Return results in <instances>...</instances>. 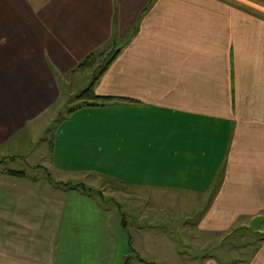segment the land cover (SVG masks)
Listing matches in <instances>:
<instances>
[{
    "label": "crops",
    "instance_id": "obj_1",
    "mask_svg": "<svg viewBox=\"0 0 264 264\" xmlns=\"http://www.w3.org/2000/svg\"><path fill=\"white\" fill-rule=\"evenodd\" d=\"M117 50L93 86L105 100L49 115L64 75ZM119 105L126 117L104 115ZM42 115L58 124L48 165L99 186L107 175L118 210L174 203L194 222L130 232L122 216L133 255L120 264L142 255L148 264H215L181 250L264 218V0H0V153L18 134L38 132ZM1 186L0 240L17 263L111 264L107 213L93 193L68 189L55 205ZM190 191L207 194L206 211L184 206ZM243 264H264V237Z\"/></svg>",
    "mask_w": 264,
    "mask_h": 264
},
{
    "label": "rangeland",
    "instance_id": "obj_2",
    "mask_svg": "<svg viewBox=\"0 0 264 264\" xmlns=\"http://www.w3.org/2000/svg\"><path fill=\"white\" fill-rule=\"evenodd\" d=\"M108 55L109 58H105V60H100L99 62L97 58L96 63L98 62L99 64L88 69L85 74L78 73V68L75 73L64 75L61 78L62 86L60 85V92L62 97H60V102L54 108H50L48 111L49 115H52L53 110L55 111L53 115H56L58 109L59 111L61 110L64 116L80 114L79 111L87 109L84 108V106L79 108L81 110L77 108L79 101L76 96L86 89L92 79L98 75L101 67L110 59L111 54L109 53ZM92 65H94V63H92ZM65 94L66 96H69V94L72 96L67 99V97L63 96ZM103 108L105 109L104 112H106L104 115L107 114L115 117L118 114V117H126L124 116L125 108L122 105L110 107L105 106ZM49 119V116H40L39 120L36 122L41 126V129L38 132L35 130L22 132L15 138L11 139L9 143L3 147V152L0 153V191L4 190L1 185L14 186V188H21L28 191L35 197L48 198L50 200L49 203L53 202L55 205L58 202L65 201L69 196L68 189H73L72 187H65L66 185H72L74 187L77 185L81 189L84 188L85 190H88V194L93 193L91 195L92 201L101 206L107 213L109 237L113 240L112 254L114 253V258L111 264H118L117 260H119L120 264L122 262L120 260L123 256H130L132 258L133 255V252H131L127 246V235L122 231L119 225L121 218L124 215L127 222L126 229L130 232L137 227L146 226L165 229L169 228L174 231L180 230L185 224L189 226L194 225V222L192 224L190 221L186 220L187 216H180L185 209L183 207L181 209L178 204L175 211L179 213V218H175L177 214L174 212V209L170 207H174V205L176 206L174 203L159 205L154 202L147 204L144 202H137L136 200L135 203L130 206L121 202L120 205L122 208H119L118 210L115 206V201L113 200V203L111 200L110 192V189L116 187V185L115 183L107 182V175L102 176L101 180L98 181V183L102 182L99 186L95 184L96 182L90 181L91 177L88 178L80 175L78 172L68 173L57 170L54 165L51 166L54 162V157H56L53 155V135L56 132L58 124L55 121L50 122ZM111 125L115 124L112 123ZM48 163L51 164L48 165ZM105 167L106 166H103V168ZM7 188L13 189L12 187ZM120 188L125 190V187ZM199 189L201 190V188ZM213 189L214 188H210L209 191H213ZM189 193L190 196H187L189 202L186 205H183L186 207L191 205L190 208L192 210L195 207H199L200 213L206 211L205 208L208 204L206 203L207 200L205 198L207 194L201 195L196 191H190ZM102 197H104V199ZM199 200L204 201L201 202ZM168 204L170 206H168ZM204 218H206V215L202 219ZM202 219L200 218V220ZM59 223L60 227L63 228V219H61ZM1 226L2 225H0V227ZM244 226L245 227L241 226V224H237V226L231 228L232 230L230 229V232L227 231L220 235H215L214 237L209 235L207 240L195 243L196 246L191 250L182 249L181 251L184 252V255H188L190 259H193L194 257L202 258V256L208 254L211 255L213 258L212 261L215 264H243L256 249L259 238L264 237V218L256 219L253 223L249 221ZM3 233L2 229H0V236ZM61 236H58L56 240L58 248L55 253L57 257H61ZM9 246H12V244L6 242L3 243L0 240V264H20L17 262H19V259L21 260V258L18 256L19 259H16L14 257L16 252L10 251V249L13 248ZM19 253L20 252H18V254ZM154 253L156 256L153 258V261L157 263L158 252L155 251ZM142 256L141 260L145 262L134 261V259L128 261L133 264H148L147 257L145 255ZM135 259H137V256ZM125 262H127V260ZM204 262L205 261L202 263ZM199 263L201 264V262Z\"/></svg>",
    "mask_w": 264,
    "mask_h": 264
},
{
    "label": "trees",
    "instance_id": "obj_3",
    "mask_svg": "<svg viewBox=\"0 0 264 264\" xmlns=\"http://www.w3.org/2000/svg\"><path fill=\"white\" fill-rule=\"evenodd\" d=\"M119 52L120 51L117 50L110 56V59L105 63V65H103L101 67V73H103L106 70V68L114 61L116 55ZM100 54L101 53L96 54V55L93 54V55L89 56L87 59H85L84 61H82L81 63L78 64L77 69L78 68L79 69H84V68H87V67H91L92 63H94V64L96 63L97 55H100ZM99 76H100V74L94 78L92 83L85 90H83L79 95L76 96L77 100L79 101V104H78L77 108H80L82 106H96L97 103L95 101H102V100L106 99L104 97L101 98V97L96 96L94 94V91H93L94 83L98 79ZM19 175H22V174H19ZM65 187H67V188H71V187L72 188H80L77 185L75 187L72 186V185H69V186L66 185ZM81 190H83L85 193L88 194V190H85L84 188H82Z\"/></svg>",
    "mask_w": 264,
    "mask_h": 264
}]
</instances>
